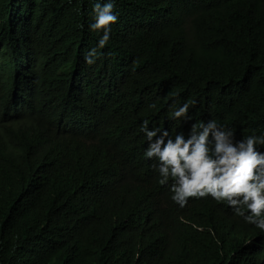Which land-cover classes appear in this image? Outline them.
I'll use <instances>...</instances> for the list:
<instances>
[{
    "label": "trees",
    "instance_id": "trees-1",
    "mask_svg": "<svg viewBox=\"0 0 264 264\" xmlns=\"http://www.w3.org/2000/svg\"><path fill=\"white\" fill-rule=\"evenodd\" d=\"M97 2L0 0V264H264L226 201L172 200L141 131L264 136V0H115L87 65Z\"/></svg>",
    "mask_w": 264,
    "mask_h": 264
},
{
    "label": "clouds",
    "instance_id": "clouds-1",
    "mask_svg": "<svg viewBox=\"0 0 264 264\" xmlns=\"http://www.w3.org/2000/svg\"><path fill=\"white\" fill-rule=\"evenodd\" d=\"M114 5L115 0L94 4L95 22L89 27L103 35L97 48L85 56L87 65L95 63L98 49L110 39V26L118 20ZM188 110L185 103L172 115L179 119ZM141 131L149 142L145 157L158 162L161 185L172 181L171 198L176 204L184 207L190 198L211 196L218 203L226 201L237 216L264 231V152L256 148L264 145V136L237 141L232 131L222 130L214 120L193 124L187 138L183 133L172 138L166 130H150L147 121Z\"/></svg>",
    "mask_w": 264,
    "mask_h": 264
}]
</instances>
